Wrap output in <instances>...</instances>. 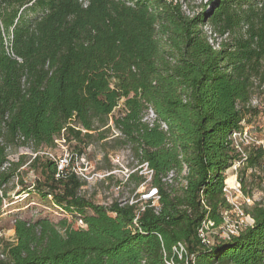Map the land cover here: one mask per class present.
<instances>
[{
	"label": "trees",
	"instance_id": "obj_1",
	"mask_svg": "<svg viewBox=\"0 0 264 264\" xmlns=\"http://www.w3.org/2000/svg\"><path fill=\"white\" fill-rule=\"evenodd\" d=\"M205 24L229 34L220 50ZM263 86L264 0H210L192 18L182 0H0V219L16 185L18 198L51 196L72 215L16 213L0 264H264V201L247 208L255 224L230 240L206 246L198 235L231 208L229 137L259 113L251 101ZM150 107L153 126L143 121ZM58 139L74 141L78 157L100 144L108 178L109 152L129 148L125 180L134 192L156 189L158 204L95 203L76 173L56 178L49 156L28 184L23 167ZM25 146L34 155L11 159ZM248 167L264 172L262 150Z\"/></svg>",
	"mask_w": 264,
	"mask_h": 264
},
{
	"label": "rangeland",
	"instance_id": "obj_2",
	"mask_svg": "<svg viewBox=\"0 0 264 264\" xmlns=\"http://www.w3.org/2000/svg\"><path fill=\"white\" fill-rule=\"evenodd\" d=\"M192 6L202 8L203 4L210 2V0H188ZM254 99L258 101V105L261 110H264V92H257ZM256 104V103H255ZM261 116V120L264 119L263 115L258 113L257 117ZM264 134V131H262ZM75 142H65L64 139H58L57 146L53 148H43L40 155L44 156L41 160L33 166L28 162L24 167V176L28 184H34L36 180L42 176L41 168L45 162V157L57 160L61 157L67 156L70 160L67 165V173L74 172L80 180H85L80 194L86 198L92 200L95 203L109 206L114 200H131L133 202H139L140 205L149 199L155 201V197H152L153 192H149L148 184L141 185L136 192L133 191L134 185L128 184L125 178L128 174V163H133L130 157L129 148H123L118 151H110V161L114 165V176L108 178V166L109 161L103 158V152L100 144L90 145L85 148V154L81 157L76 156L77 149H74ZM24 153L30 157L34 155V151L31 146L21 147L17 152L11 153V158H15L17 154ZM30 160V159H29ZM28 160V161H29ZM249 168V167H248ZM242 178L246 183L247 191L254 195L256 200L264 201V172L260 169L254 172H247L243 168ZM148 172H145L147 174ZM123 181V183L121 182ZM22 184L20 185L21 188ZM18 185L12 188L10 197L9 211L4 214L0 219V231L2 236L0 238L1 244L5 247L8 242L15 240L14 231V217L15 214H21L22 216H47L54 221H58L61 218H72L70 213L64 212L60 208L56 207L52 202V197L43 198L38 192L33 191L27 199L25 194L22 198H18L17 193ZM30 206V207H29ZM218 230L212 231L210 234L211 242L218 241Z\"/></svg>",
	"mask_w": 264,
	"mask_h": 264
},
{
	"label": "built area",
	"instance_id": "obj_3",
	"mask_svg": "<svg viewBox=\"0 0 264 264\" xmlns=\"http://www.w3.org/2000/svg\"><path fill=\"white\" fill-rule=\"evenodd\" d=\"M182 8L185 15L190 18L194 17L196 13L202 10V8L192 6L188 0H182ZM203 31L214 50H220L229 37V34L222 35L217 32L211 24H205L203 26ZM254 97L251 101L252 106L258 108L259 113L264 117V110L260 109V106L257 104L258 101L254 99ZM260 117L261 116L257 117L256 115L251 121H242L240 127L234 130L229 137L230 145L234 149L237 159L234 160L231 167L226 171L228 179L232 178V181H228L223 190L231 204V208L222 213L223 219L220 225L217 226L214 221L208 220L203 222L202 226L199 228L198 235L201 242L206 246L214 244V242H211L210 240V234L214 230H218L216 234L218 235L219 240H230L232 237L239 235L245 228L251 227L255 224V219L247 211V208H250L259 200H256L254 195L245 193L242 174L244 173L243 168H246L250 152L254 149H260L264 152V134L262 133V131H264V119L261 120ZM156 120L157 114L155 110L150 107L147 110L143 121L149 123L150 126H153ZM56 162L58 165L56 178L65 177L67 173L66 167L70 162L69 158L64 156L57 159ZM8 164L9 163L5 164L4 168L7 167ZM144 169L145 172H148L147 175H149V178H151L152 171L147 169V164H145ZM245 170L246 173L248 171L254 172L257 171V168L249 167ZM128 171L127 176L131 173L129 169ZM175 177L176 173L172 171L168 174L165 180L173 182ZM152 192L155 197L154 204H158L159 196L157 195V190L153 189ZM79 225L85 226L83 220H79ZM1 236L2 231H0V238ZM180 247L181 249L184 248L182 244H180ZM175 249L177 248L175 247ZM6 257V249L0 242V260H4Z\"/></svg>",
	"mask_w": 264,
	"mask_h": 264
},
{
	"label": "bare ground",
	"instance_id": "obj_4",
	"mask_svg": "<svg viewBox=\"0 0 264 264\" xmlns=\"http://www.w3.org/2000/svg\"><path fill=\"white\" fill-rule=\"evenodd\" d=\"M230 181H232V178H231V180Z\"/></svg>",
	"mask_w": 264,
	"mask_h": 264
},
{
	"label": "crops",
	"instance_id": "obj_5",
	"mask_svg": "<svg viewBox=\"0 0 264 264\" xmlns=\"http://www.w3.org/2000/svg\"><path fill=\"white\" fill-rule=\"evenodd\" d=\"M15 231V230H14Z\"/></svg>",
	"mask_w": 264,
	"mask_h": 264
}]
</instances>
